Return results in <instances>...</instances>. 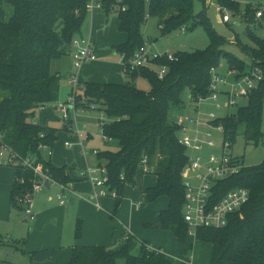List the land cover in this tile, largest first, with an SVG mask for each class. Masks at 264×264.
Masks as SVG:
<instances>
[{"label": "trees", "instance_id": "trees-1", "mask_svg": "<svg viewBox=\"0 0 264 264\" xmlns=\"http://www.w3.org/2000/svg\"><path fill=\"white\" fill-rule=\"evenodd\" d=\"M89 0H0V142H5L21 155L38 154L60 183L68 185L71 177L66 166L57 167L39 149L43 144L54 146L58 129L33 122L38 109L58 101L61 89V73H54L53 60L71 50L72 40L80 35L88 16ZM222 6L238 11L235 0H218ZM103 11L117 13L120 31L127 34V41L114 45L119 54L127 58L145 44L142 27L149 18L158 19L162 36L183 27L190 30L204 26L210 43L204 49L178 51L177 61L165 58L158 64H167L164 78L149 68L126 73L125 84L83 81L77 95V107L90 108L99 104L109 122L105 135L117 145L114 150L98 152L100 164H105L110 184L121 197L125 186L134 183L142 161L147 159L158 181L154 187L143 191L144 200L154 202L161 196L169 199V206L160 214L162 228L168 229L183 245L187 244L189 226L184 219L185 188L182 170L188 162L186 149L178 142L179 127L170 116L173 106L183 105V92L189 88L193 102L209 94L210 70L227 59L230 68L241 66L243 73L258 66L263 80L253 89L247 101L237 110L219 121L233 140L237 129L244 127L248 143H259L263 138L264 110V37L255 36L249 29V37L255 45L243 50L250 54L252 65L244 71V61L224 49L226 40L212 26L203 1V9L195 13V0H104ZM207 4V3H206ZM125 7V10H123ZM252 8L244 15L248 18ZM238 69V68H236ZM137 76L147 78L150 91L132 83ZM44 133V137H41ZM27 184L15 182L12 191L13 204L17 196L30 186V171L16 170ZM226 182V183H225ZM226 190L243 186L250 190L251 199L239 211L233 213L222 229L201 227L196 239L211 245L209 264H264V160L225 181ZM82 224L76 226L75 236L82 235ZM139 246V251L134 250ZM123 258L125 264H173L170 257L159 248L150 247L129 235L119 248L103 245L74 246L67 264H116ZM182 264H188L183 262Z\"/></svg>", "mask_w": 264, "mask_h": 264}, {"label": "built area", "instance_id": "built-area-1", "mask_svg": "<svg viewBox=\"0 0 264 264\" xmlns=\"http://www.w3.org/2000/svg\"><path fill=\"white\" fill-rule=\"evenodd\" d=\"M119 3L122 0H117ZM104 0H89L87 4L88 12L95 9H102ZM257 18L264 17V11L259 7H253ZM125 10V7H123ZM222 11V10H221ZM231 16L223 12V21L229 22ZM182 30H186L185 27ZM72 59L74 68L79 70L83 64L95 61L97 53L93 49L92 40L89 37L77 35L72 40L71 45ZM122 57V66L125 73H132L141 68H149L155 71L159 78H164L169 67L167 64H158V60L167 59L169 61H177L179 57L173 52H159L153 49L152 44L145 42L132 57L127 58L124 54ZM252 60V59H251ZM252 62V61H251ZM218 67H212L210 70L211 81L209 85V94L206 97H200L195 102L196 110H199V103L202 100H209L215 109L207 114V118L203 119L204 113L199 111L198 115L181 114L175 121L179 127L178 142L186 149L188 154V162L182 170V177L185 188V205L184 219L189 226L188 234L196 238L197 230L201 227L213 229H222L229 223L230 216L239 211L251 199V192L243 186L232 187L225 192V181L238 175L243 168L246 167L244 161L230 153L233 140L226 131L223 123L219 121L221 117L218 111L225 107L237 106L239 98L248 97L249 93L258 87L263 80V74L258 66H252L246 73H239L236 69L229 68L226 74H222ZM228 76H230L228 78ZM73 90L69 95L66 103H59L66 120V127L73 132L77 143L84 145L90 134L79 124H74L70 120V114L67 113L68 107L77 108V95L79 89L83 87V81L80 80L78 74H73L69 80ZM220 96L226 97V102L222 103ZM240 106V105H239ZM100 111L98 125L104 134L105 141L113 142L111 137L105 135V125L109 122V118L105 111L99 109L97 105H91ZM216 133L221 135L220 142L216 139ZM41 133V137H44ZM74 145V141H66V146ZM39 149L51 159L53 155V147L49 144H41ZM207 149H218V152H207ZM98 153V150H95ZM0 165L12 166L16 170L31 172L30 186L26 191L17 196V205H19L27 220H36L34 212L35 195L46 186L47 182L59 183L62 191L59 194L61 204H65L66 195L64 189L67 185L58 182L50 173L45 162L39 158L38 154L32 153L27 156L21 155L13 147L5 142H0ZM141 167L145 171L151 168L147 163V159L142 161ZM79 177L84 178L92 184V190L89 199L100 205V199L104 197H112L118 199L121 194L112 188L110 184L109 171L105 164L88 165L79 170ZM16 182L25 186L27 184L24 176H16ZM225 182V183H224ZM129 235L127 234L126 238Z\"/></svg>", "mask_w": 264, "mask_h": 264}, {"label": "crops", "instance_id": "crops-1", "mask_svg": "<svg viewBox=\"0 0 264 264\" xmlns=\"http://www.w3.org/2000/svg\"><path fill=\"white\" fill-rule=\"evenodd\" d=\"M89 13H91L90 28L89 31L87 30L89 36L83 35V31L80 35L89 37L92 40L98 56L111 58L113 55L111 59L113 61H106L108 59L98 60L97 58L95 61L83 64L77 70L73 68L70 56L73 49L71 48L65 56L53 60L52 71L61 73L63 76L61 84L66 81L70 86L69 80L73 74H78L82 81L125 84L123 83L125 72L122 66V57L121 54L116 52L114 45L125 43L127 34L123 32L122 35H115L113 29H111L107 30V38L99 32L103 13L105 12L102 9H95ZM117 20V27H119L118 17ZM104 45L111 48L104 50V47H106ZM111 52H114V54ZM117 56L120 57L119 61L115 59ZM72 90L71 86L70 93ZM192 103L195 106V102L192 101ZM47 105L40 107L38 110L44 111ZM57 106L60 108L59 102ZM187 108L182 109V111H186ZM37 113L33 118V122L41 126H49L44 119V115L38 116ZM82 127L90 134L86 141L93 140L96 137V134L92 133L86 126ZM60 130H64L68 134L64 143L66 148L85 146V144L77 143L73 132L65 125L63 129H58L57 140L54 143L55 147L60 138ZM68 140L74 141V145L66 146ZM106 142L115 144V142ZM95 150L97 149L93 150L96 164H99L98 153H95ZM103 150H110V148ZM103 150H98V152ZM70 156L72 158V154ZM86 160L88 162V158ZM51 161L57 167L66 166L71 177L67 189L63 190L66 195V202L65 204L60 202L59 194L62 188L59 183H56L59 188L55 190H51L52 185L46 186L48 190L43 189L35 195L33 209L36 213V220L34 221L27 220L23 209L19 205L13 204L12 191L16 182V169L12 166L0 165V264H67L72 259L74 246L103 245L107 248H119L124 243L127 234L133 235L138 240H140L138 238L140 236L152 239L155 235L150 233L152 230L148 228H152L154 224L157 225L158 222H161L160 214L168 208L169 199L166 196H161L154 202L144 200V189L154 187L158 181L157 176L156 180L153 181H147L149 177L146 179L147 175L154 174V168H151L150 171H145L142 167L138 169L135 182L126 184L122 202L118 210L115 211L117 200L112 197L101 198L100 205L89 199L92 184L90 181L79 177V170L82 168H77V163L71 160V164H68V162L65 164L63 162L57 163L54 157H51ZM57 161L60 160L57 159ZM137 178L142 179L140 185H137ZM131 185L134 187L133 189ZM79 222H81L83 230L81 237L76 238L75 231ZM189 238L191 237H188L187 244ZM194 239L196 240V238ZM140 241L151 244L148 240ZM177 242H179L178 239ZM179 244L181 243L179 242ZM151 245L150 247H152ZM191 245L193 247L194 243ZM191 258L193 259V254ZM177 259L183 263L181 259Z\"/></svg>", "mask_w": 264, "mask_h": 264}, {"label": "rangeland", "instance_id": "rangeland-1", "mask_svg": "<svg viewBox=\"0 0 264 264\" xmlns=\"http://www.w3.org/2000/svg\"><path fill=\"white\" fill-rule=\"evenodd\" d=\"M203 1H205V6L207 7V15L210 19V22L217 33L223 36L226 40V43L223 45L224 49L230 51L237 55L240 59H242L245 63L244 71L252 65V60L250 54L243 50V46L250 47L255 45L254 42L250 39L249 29L251 32L260 38L264 37V17L257 18L255 15V10L251 9L248 18L244 15V13L253 7H259L261 10L264 11V0H235L238 3V11L233 9L232 7H225L222 6L218 0H195V13H199L204 5ZM207 3V4H206ZM222 10V11H221ZM223 12L229 14L231 16V20L229 22L223 21ZM90 17L91 13L88 14L87 20H85V24L83 25L82 31L84 32L83 35L89 36L90 28ZM117 13L112 12L109 15L103 13V20L101 22V26L99 28V32L105 35L108 38L107 30L113 29L115 35H122L123 32L120 31L119 27H117ZM142 33L145 42H149L152 44V47L159 51V52H173L176 53L178 51H195L199 49L206 48L209 43L210 39L207 33V30L204 26H198L193 30L187 29L182 30L178 29L173 31L172 33L162 36L161 30L158 25V19L151 17L147 21V23L142 27ZM113 34V33H112ZM111 34V35H112ZM97 46V45H96ZM106 46V45H104ZM110 46L104 47V50L110 49ZM93 49L95 46L93 45ZM112 53V52H111ZM114 54V52L112 53ZM72 64V53L70 54ZM98 60H105L106 61H113V55L111 58H104L98 56ZM119 61L120 57L117 56L115 58ZM74 68V65H73ZM219 70L222 74H226L227 70L230 68L227 59H223L219 64ZM238 68V69H236ZM233 69H236L239 73H243L241 66L233 65ZM125 81L123 83H127L130 79H128V75L125 74ZM230 76H228L229 78ZM132 83L145 90L150 91L151 83L150 81L143 77L137 76L135 79L132 80ZM71 86L68 82L64 81L61 84L60 90V99L59 103H66L69 98ZM191 90L187 88L182 95L183 105L181 107L173 106L170 109L169 116L173 121L181 114H194L198 115L199 111L204 113L203 119L207 118V114L214 110L215 107L212 105V102L209 100H202L199 103V110H196V105L192 103L191 99ZM220 100L222 103L226 102L225 96H220ZM247 101L246 98H239V105L244 104ZM50 103L46 106L44 111H39L37 115L40 116L41 114L44 115V119L48 122L49 126L56 127L58 129H63L66 125V120L64 118L63 112L60 108H58L57 103ZM99 104H97V107ZM185 106V107H184ZM186 111H182V109L186 108ZM237 106L231 107H223L218 111V115L226 116L228 113H233L237 110ZM217 110V109H215ZM100 116V111L95 108H88L83 109L81 107H77L73 109L70 114V120L74 124H79L81 127L86 126L92 133L96 134V137L93 140L86 141L85 146H78L77 148H66L64 146L65 139L68 134L64 130H60V138L56 142V147L53 148V156L54 160L57 163L71 164V161L77 163V168L86 167L89 163L91 165L96 164L95 154L93 153L94 149L103 150L105 148H110L114 150L117 148V145L112 143H107L104 138V134L101 131V127L98 125V119ZM262 131H263V138L259 143H248L244 136V127L240 126L237 129V132L233 138V144L230 149V153L234 156L240 157L246 166H255L260 164L264 160V110H263V122H262ZM216 139L220 142L221 135L216 133ZM218 149H207V152H218ZM72 154V158L71 155ZM88 158V162L86 160ZM60 160V161H57ZM66 160V161H65ZM71 160V161H70ZM84 161V162H82ZM81 164V165H80ZM154 168V167H153ZM154 171V170H153ZM147 177H149L147 179ZM138 179V178H137ZM147 181L156 180L155 174H149L146 176ZM142 179H138L137 185L141 184ZM51 190L58 189L59 186L56 183L51 184ZM136 185V184H134ZM132 187V185H131ZM134 187H132L133 189ZM48 190L45 186L42 190ZM114 199V198H113ZM117 200V199H115ZM159 223V222H158ZM157 223V224H158ZM146 228V227H144ZM150 233L155 234L152 239L144 238L143 236L138 237L140 240H148L152 247L160 248L163 252H165L170 259L173 261V264H182L177 258L181 259L183 262H187L188 264H208L210 261L211 256V245L209 243L200 241L198 239H194V237L190 236L189 243L187 245H181L177 242V239L174 237L172 232L168 229L162 227H156V224L153 225ZM147 236V235H146ZM139 240V241H140ZM119 242V241H118ZM117 242V245H118ZM192 243L194 246L192 247ZM139 251V246L134 250V254H137ZM193 254V259L191 258ZM193 260V261H192ZM116 264H125V260L120 258L117 260Z\"/></svg>", "mask_w": 264, "mask_h": 264}, {"label": "water", "instance_id": "water-1", "mask_svg": "<svg viewBox=\"0 0 264 264\" xmlns=\"http://www.w3.org/2000/svg\"><path fill=\"white\" fill-rule=\"evenodd\" d=\"M71 109H72V107L69 106V107H68V110H67V113H68V114L71 113ZM46 186L49 187L50 184L47 182ZM161 226H162V223H161V222H159V223L156 225V227H161Z\"/></svg>", "mask_w": 264, "mask_h": 264}]
</instances>
